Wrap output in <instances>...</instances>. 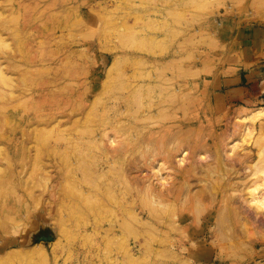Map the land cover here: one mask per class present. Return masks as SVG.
I'll return each mask as SVG.
<instances>
[{"label":"rangeland","instance_id":"rangeland-1","mask_svg":"<svg viewBox=\"0 0 264 264\" xmlns=\"http://www.w3.org/2000/svg\"><path fill=\"white\" fill-rule=\"evenodd\" d=\"M1 21L11 22L12 34L7 42L12 49L2 45L1 51L22 53L25 47H43L48 65L47 100H51L46 103L48 117L57 100L72 92L80 99L94 84L101 89L102 79L96 81L97 74L110 80L105 88L110 91L120 77L119 70L108 75L103 66L115 61L121 69L149 63L172 65L171 76L174 74L182 84L173 94L186 97L182 101L186 108L178 114L191 135L186 163L189 168L182 175L172 173L173 180L185 179L190 203L197 198L203 214L213 212L218 219L203 216L194 240L207 244L198 249L195 264H264V206L251 201L254 194H264L263 163L257 145L264 126L253 125V135L248 137L243 136L244 125L235 128L242 106L264 105V83L255 91L249 82L251 94L244 98L233 96L229 88V83L243 74L256 73L264 80V59L253 57L245 63L246 39L250 38L257 50L264 47V0H0ZM12 75L18 82L17 68ZM51 90L57 92L56 96ZM105 91L102 98L108 94ZM174 101L167 106L169 111L179 103ZM4 120L7 125L13 123L10 114ZM45 158L50 165V156ZM175 165L184 167L177 160ZM49 170L56 175L53 167ZM168 171L163 170L162 176ZM56 181V177L49 179L47 186ZM4 193H0V200L11 205L0 206V264H194L187 259L193 251L174 258L167 249L174 235L172 229L163 232L136 225L125 230L123 236L118 232V240L104 242L101 236L105 229H100L102 235L97 238L90 227L89 235L80 237L76 228L63 231L57 197L48 199L52 202L51 216L44 223L37 203L29 204L26 196ZM190 226L194 228L191 222ZM88 237L103 248L121 249L125 239L139 240L142 250L133 258L88 255L85 248L94 242L85 240ZM162 239L169 244H163ZM185 244L189 245L187 240Z\"/></svg>","mask_w":264,"mask_h":264},{"label":"bare ground","instance_id":"bare-ground-1","mask_svg":"<svg viewBox=\"0 0 264 264\" xmlns=\"http://www.w3.org/2000/svg\"><path fill=\"white\" fill-rule=\"evenodd\" d=\"M7 21L0 22V47H8L12 35L11 22ZM45 60L41 44L37 50L25 47L22 53L0 50V193L12 192L18 198L26 196L29 204L37 203L41 209L40 220L44 223L48 221L46 217L51 216L52 202L48 199L57 197L58 220L63 231L76 228V235L80 237L89 235L90 227H93L91 234L97 238L102 235L100 229H105L101 236L104 242L118 240L125 230L136 225L143 229L155 228V231L172 229L171 242L169 238L164 239H169L170 244L163 239L162 243L169 244L167 249L174 258L193 251L187 259L195 264L198 249L207 244L194 240L206 213L203 214L205 210L197 198L190 203L186 180H173L172 173L182 175L189 168L186 166L190 158L187 147L191 145L188 140L191 135L178 114V110L186 108L182 102L186 97L173 94L182 86L174 74L171 76L174 67L169 63H149L121 69L115 61L103 66V72L108 75L114 69L119 70L120 77L110 91H105L110 80L97 74L96 81L102 79L101 89L94 84L80 99L76 92L59 98L50 106L51 116L48 117ZM15 68L19 70L18 82L13 81ZM102 91L108 92L103 98ZM174 100L179 103L169 111L167 106ZM9 114L13 123L7 125L4 117ZM238 121L236 130L244 125L243 136L253 135V125L264 126V105L242 106ZM257 145L264 173L263 131L257 137ZM47 155L51 158L50 165L45 161ZM175 160L184 167L178 169ZM50 167L56 175L50 172ZM168 169L162 176V171ZM53 177L57 181L47 186ZM179 187L185 188L184 191ZM251 201L264 206V194H254ZM7 205L11 203L0 200V206ZM205 216L218 220L213 212ZM190 222L194 228H189ZM186 240L189 245L185 244ZM125 241L121 249L103 248L94 241L85 248V254L133 258L142 250L138 247L139 240Z\"/></svg>","mask_w":264,"mask_h":264},{"label":"crops","instance_id":"crops-1","mask_svg":"<svg viewBox=\"0 0 264 264\" xmlns=\"http://www.w3.org/2000/svg\"><path fill=\"white\" fill-rule=\"evenodd\" d=\"M246 40L248 42V47H247L248 50L245 48V51L247 50V53H245L247 61L245 63H247L248 60H250V59L254 60L253 57L260 58L259 60L263 61L262 59H264V47L262 49L260 48L261 50H257L255 43L250 38L246 39ZM239 43H240V40L237 41V44H239ZM242 48H243L242 44H240L239 45L240 51L242 50ZM259 78H260V75H258L256 73H253L250 75H248V74L247 75L246 74L240 75L234 81L229 83L230 84L229 88L232 90L231 94L233 96H236L237 98H239L241 95L243 98L248 97L251 94V91H250L249 86H247V85H249V82H252V84L254 86L253 87L254 90L257 91L258 87H261L262 83H264V80H261Z\"/></svg>","mask_w":264,"mask_h":264}]
</instances>
